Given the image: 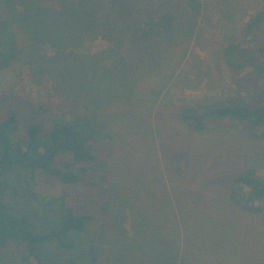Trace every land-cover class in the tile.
Masks as SVG:
<instances>
[{
	"label": "rangeland",
	"instance_id": "374dc122",
	"mask_svg": "<svg viewBox=\"0 0 264 264\" xmlns=\"http://www.w3.org/2000/svg\"><path fill=\"white\" fill-rule=\"evenodd\" d=\"M125 1L132 20L137 10L162 9L159 0H89L96 18L118 16ZM188 1L167 0L174 27L158 39L156 52L154 40L136 41L126 31L117 32L118 40L78 38L73 29L82 21L68 16L71 9L80 14L74 2L81 0L18 23L19 56L0 70V99L7 98L1 104L19 93L101 138L97 161L79 165L96 184L12 180L1 193L13 212L28 213L43 229L66 207L88 216L83 230L71 234L74 248L45 245L48 262H80L96 245L98 264H264V213L246 211L227 195L231 176L264 167V138L228 119L194 131L180 117L197 103L264 101V77L250 64L264 59L251 50L255 40L264 47V22L255 36L246 35L264 0H194L198 12ZM230 45L228 57L241 68L225 62ZM0 264L32 263L7 251Z\"/></svg>",
	"mask_w": 264,
	"mask_h": 264
},
{
	"label": "trees",
	"instance_id": "16d2710c",
	"mask_svg": "<svg viewBox=\"0 0 264 264\" xmlns=\"http://www.w3.org/2000/svg\"><path fill=\"white\" fill-rule=\"evenodd\" d=\"M65 1L69 0H0V70L12 66L19 56L18 23H24L33 14L41 12L61 13L68 6ZM159 1L162 9L137 10V17L132 20L129 2H121L123 9L118 16L113 17V13L109 12L96 18L93 9L95 3L81 0L74 2L81 9L80 14L71 9L73 14L68 17L73 16V19L80 18L82 21L73 29L78 38L96 34L98 37L115 36L118 40L123 38V34L117 32L126 31L136 41L154 40L152 46H155L153 52H156L161 45L158 39L170 34L175 21L173 13L168 9L167 0L166 5L164 0ZM193 2L189 0L188 4L198 12L199 4ZM263 22L264 8L250 17L246 35L255 36L257 27ZM44 32L41 33V39L46 40ZM256 44L255 40L251 50L264 52V47L257 49ZM234 50L233 46H228L225 62L238 69L240 65L228 57ZM260 58L250 64L253 63L258 77H264V59ZM11 98L13 103L8 105L1 104L7 98L0 99V253L18 251L32 264H53L44 256L45 245L54 243L57 248L64 250L74 248L71 234L83 230L88 216L66 207L53 227L43 229L31 220L28 213L13 212L12 207L2 199L1 193L5 187L10 186L12 180L27 185L36 182L35 179L47 183L96 184L94 180L81 175L83 171L79 165L97 161V144L101 143V138L88 128L66 121L60 109L21 98L19 93H14ZM17 103L23 106L19 108ZM24 115L28 118L25 125ZM38 116L45 117L46 121L38 119ZM180 117L194 131L204 130L210 120L228 119L243 124L249 136L264 138V129L258 131L259 127L264 126V101L260 99L254 102L228 100L192 104L182 109ZM101 179L105 180V176L101 175ZM227 195L233 204L246 211L264 213V167L251 165L231 176L227 183ZM72 264H98L96 245H90L82 253L80 262Z\"/></svg>",
	"mask_w": 264,
	"mask_h": 264
}]
</instances>
